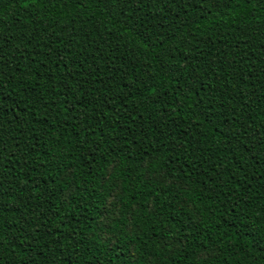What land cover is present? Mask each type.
Masks as SVG:
<instances>
[{
    "label": "trees",
    "instance_id": "trees-1",
    "mask_svg": "<svg viewBox=\"0 0 264 264\" xmlns=\"http://www.w3.org/2000/svg\"><path fill=\"white\" fill-rule=\"evenodd\" d=\"M0 41V264H264V0H0Z\"/></svg>",
    "mask_w": 264,
    "mask_h": 264
},
{
    "label": "rangeland",
    "instance_id": "rangeland-1",
    "mask_svg": "<svg viewBox=\"0 0 264 264\" xmlns=\"http://www.w3.org/2000/svg\"><path fill=\"white\" fill-rule=\"evenodd\" d=\"M111 209H112V211H115L116 210V207L114 206V205H111ZM114 216V214H108V218H106L105 219V222H108V220L110 219V218H112Z\"/></svg>",
    "mask_w": 264,
    "mask_h": 264
},
{
    "label": "snow or ice",
    "instance_id": "snow-or-ice-1",
    "mask_svg": "<svg viewBox=\"0 0 264 264\" xmlns=\"http://www.w3.org/2000/svg\"><path fill=\"white\" fill-rule=\"evenodd\" d=\"M2 46H3V42L0 41V47H2ZM149 95H151V93H149Z\"/></svg>",
    "mask_w": 264,
    "mask_h": 264
}]
</instances>
